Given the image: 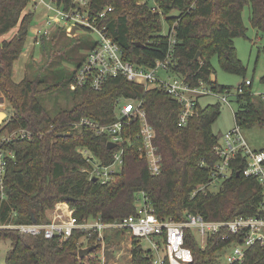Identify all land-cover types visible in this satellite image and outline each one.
<instances>
[{
	"label": "trees",
	"instance_id": "1",
	"mask_svg": "<svg viewBox=\"0 0 264 264\" xmlns=\"http://www.w3.org/2000/svg\"><path fill=\"white\" fill-rule=\"evenodd\" d=\"M67 5L73 0H64ZM92 0V12L107 10L103 25L108 35L119 44L127 61L151 67L166 57L169 37L164 22L175 30L176 64L173 71L189 77L193 84L203 80L218 92L232 89L212 82V59L217 58L228 72L245 75L246 69L237 56L235 39L246 36L244 9H251L250 22L264 32V0ZM34 0H0V93L11 108L0 130V144L7 134L24 129L29 140H15L4 146L6 197L0 195V222L46 224L48 212L60 202L67 203L82 222L100 219L112 224L136 213L137 197L145 193L154 213L161 219L184 220L186 212L198 213L207 221L225 222L237 217L264 215V187L254 178H246V161L241 155L232 162L231 176L212 191L213 166L218 162L215 146L219 136L213 125L221 115L219 105L201 108L186 126L178 125L179 106L165 91L146 90L123 77L109 78L103 90L91 88L70 90L74 73L54 83L25 76L19 83L13 79L14 65L24 53L25 45L36 22ZM17 29L11 39L3 37ZM62 31L53 35L59 36ZM47 39L40 47L46 49ZM143 45V47L138 46ZM93 46H91L92 48ZM264 54V48L262 50ZM200 54L199 59H196ZM80 63L78 66H80ZM77 66V67H78ZM264 84V76L261 78ZM235 120L241 128L264 125L260 99L255 103L253 82L240 84ZM69 89L68 107L48 109L46 99ZM120 98L142 99L147 117L156 130V145L163 157L159 176H152L147 161L140 157L139 127L135 123L125 133L131 146L125 153V166L116 181L101 184L83 172L88 166L79 147L89 148L108 164L114 150L108 149L109 138L85 130L66 133L63 124L89 117L101 124L115 121V107ZM53 126V127H52ZM64 135V136H63ZM261 152H264L261 151ZM195 193V194H194ZM67 198L71 200L67 201ZM227 229L210 237L202 249L191 230L186 233V246L195 257L194 264H212L217 253L230 246L225 240ZM0 238L11 242L5 264H99L101 244L97 234L75 230L67 240L45 239L1 230ZM95 246L84 258L79 251ZM131 264H154L141 240L133 239ZM167 264V263H166ZM264 264V248L259 244L246 250L242 263Z\"/></svg>",
	"mask_w": 264,
	"mask_h": 264
},
{
	"label": "built area",
	"instance_id": "2",
	"mask_svg": "<svg viewBox=\"0 0 264 264\" xmlns=\"http://www.w3.org/2000/svg\"><path fill=\"white\" fill-rule=\"evenodd\" d=\"M31 8L38 12V28L34 32L35 36H38V45L41 44L42 38L49 39L56 31H62L68 37L74 38L77 37L75 32L79 30L95 38L87 57L74 70V78L70 84L71 91L85 88L101 91L109 78L118 77H123L135 86H141L146 90L159 88L177 102L180 127L186 126L197 114L199 100L203 96L215 95L219 100L231 105L229 98L232 96V90L221 93L203 80L193 84L189 77L177 73V76L160 75L161 72H174L172 69L176 64L174 29L163 31L169 37V50L166 57L158 60L151 67H145L125 60L124 51L108 35L107 28L103 25L107 10L93 13L92 0H73L69 5L64 0H34ZM34 41H36L35 38ZM211 81L215 82L213 76ZM245 84L248 87L252 81L246 80ZM242 93L243 87L239 86L237 96ZM260 98L264 102V93L260 95ZM135 123L139 127L137 137L141 141L140 157L147 161L150 175L159 176L163 169V157L155 142L156 130L148 120L142 99H118L115 107V121L111 124H101L92 118L82 117L76 121L64 123L62 130L67 134L88 130L97 136H107L110 139L109 142L116 144L108 164L97 158L89 148H78V152L88 164L82 171L87 173L90 179L96 178L97 182L107 184L116 181L124 170L126 149L131 146L130 140L125 139V133ZM31 136L30 132L21 129L5 135L2 139L0 144L1 199L6 197L4 177L7 153L4 146L15 140H29ZM214 149L218 162L213 166V180L210 186L229 178L233 172V160L241 155L246 161L243 175L246 178L256 179L264 187V152L253 151L247 145L238 123L224 136L222 143L217 142ZM55 212L46 224L0 222V229L17 230L22 235L41 236L47 240L61 241L69 239L75 230H81L90 235L97 234V241L101 246H104L106 242L105 234L108 231L125 232L133 239L149 241L152 246L149 251L153 255L154 264H194V254L186 246L187 230H191L200 247L205 249L210 237L219 233L222 228H226L227 234L224 239L234 238L232 244L227 247L234 246L227 256L229 264L242 263L246 250L253 245L259 244L264 248V215L242 216L225 222H211L201 214L186 212L184 220L176 222L172 219L159 218L154 213L152 203L143 192L137 197L136 213L117 223L107 224L100 219H85L80 222L75 216V211L65 202H61Z\"/></svg>",
	"mask_w": 264,
	"mask_h": 264
},
{
	"label": "rangeland",
	"instance_id": "3",
	"mask_svg": "<svg viewBox=\"0 0 264 264\" xmlns=\"http://www.w3.org/2000/svg\"><path fill=\"white\" fill-rule=\"evenodd\" d=\"M152 7H155V2H150ZM251 9L247 6L243 12L244 24L247 28L246 36L235 39V47L237 56L246 69L245 75L231 73L225 71L217 58L212 59L213 78L219 86H225L232 89V96L229 98L231 105L219 100L215 95L203 96L199 100L201 108L208 105H219L221 115L213 125V130L219 136V141L222 143L224 136L232 131L236 126L235 111L238 110L237 89L240 84L246 80L253 82V93L255 103L259 106L260 95L264 93V84L261 83V78L264 76V32H261L253 27L250 22ZM38 16V12H37ZM36 18L33 28L38 25ZM164 32L167 31L168 25L164 22ZM17 31V29L15 30ZM10 33L9 36L14 34ZM77 37L70 38L64 33L59 36L52 35L47 39L46 49L38 45V36L31 34L27 39L24 55L19 58L18 64L20 67V76L24 75L34 78L37 74L39 78L47 80L48 83H54L63 78L69 77L74 73L77 66L82 63L88 55L91 46L94 44V36L77 30ZM8 38V37H7ZM34 38L36 41H34ZM25 56V57H24ZM162 76H177L175 72H161ZM69 89L65 92H59L46 99L48 109L57 111L60 108L68 107ZM262 114L264 115V105H262ZM0 112L6 113L7 117L0 124V130L5 125L8 116L11 114V108L5 101V105L0 101ZM242 135L247 142V145L257 152L264 150V125H255L252 127L241 128ZM220 184V183H219ZM219 185H213L212 191H218ZM61 203V202H60ZM58 203L54 209L48 212L54 216L57 210ZM105 236L106 242L101 246L99 251V264H131V248L133 238L125 232L108 231ZM141 244L144 250H151L152 246L148 240L142 239ZM234 246H231L217 253L215 261L212 264H229L228 255L231 253ZM11 249V242L8 239L0 238V264H5L8 252Z\"/></svg>",
	"mask_w": 264,
	"mask_h": 264
},
{
	"label": "crops",
	"instance_id": "4",
	"mask_svg": "<svg viewBox=\"0 0 264 264\" xmlns=\"http://www.w3.org/2000/svg\"><path fill=\"white\" fill-rule=\"evenodd\" d=\"M36 18H38V16H36ZM37 23H38V21H37ZM37 28H38V25H36L35 28L32 27L31 30H33V34H34V32H35V30H36ZM15 30H16V29H14L13 31H15ZM13 31H11L10 33H13ZM16 32H17V31H15L14 34H13L12 36H9L10 33L6 34V35L3 37V39H8V40H9V39L13 38L14 35L16 34ZM7 37H8V38H7ZM22 55H24V53H23ZM22 55H21V56H22ZM24 57H25V56H24ZM18 61H19V60H18ZM18 61L15 62V65H14V75H13V79H14V81L17 82V83L21 82V81L23 80V78H24V75H21V76H20V67H21V65L18 64ZM0 101H1V104H2V105H5V100H4L3 95H2L1 93H0ZM0 124H1V123H0ZM49 217H50V219H51L53 216L49 214Z\"/></svg>",
	"mask_w": 264,
	"mask_h": 264
},
{
	"label": "water",
	"instance_id": "5",
	"mask_svg": "<svg viewBox=\"0 0 264 264\" xmlns=\"http://www.w3.org/2000/svg\"><path fill=\"white\" fill-rule=\"evenodd\" d=\"M138 46L143 47V45L138 44ZM200 54L197 55L196 59H199ZM7 117L6 113L0 112V123H3L4 119ZM64 136V135H63ZM116 147L115 143L109 142L108 143V149L113 150ZM94 182H97V179H93ZM71 200V198H67V201ZM33 223L37 224V221L35 218H33ZM95 249V246L86 248V249H81L79 251V257L84 258L85 256L89 255L93 250Z\"/></svg>",
	"mask_w": 264,
	"mask_h": 264
}]
</instances>
